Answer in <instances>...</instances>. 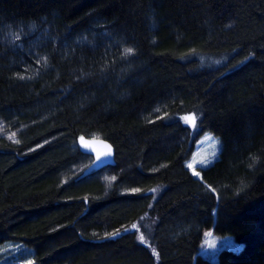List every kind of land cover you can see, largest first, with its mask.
<instances>
[{
  "label": "trees",
  "instance_id": "obj_1",
  "mask_svg": "<svg viewBox=\"0 0 264 264\" xmlns=\"http://www.w3.org/2000/svg\"><path fill=\"white\" fill-rule=\"evenodd\" d=\"M0 120V245L38 264H264V0H0ZM206 130L223 148L197 178ZM211 229L243 248L206 258Z\"/></svg>",
  "mask_w": 264,
  "mask_h": 264
},
{
  "label": "rangeland",
  "instance_id": "obj_2",
  "mask_svg": "<svg viewBox=\"0 0 264 264\" xmlns=\"http://www.w3.org/2000/svg\"><path fill=\"white\" fill-rule=\"evenodd\" d=\"M180 121L188 126L195 134L200 129L199 116L194 113H184L179 116ZM0 136L14 137L15 133L10 131L5 122L0 120ZM223 148L222 139L210 130H206L197 135L194 148L185 162L186 167L197 178H202L201 169L212 165L219 159ZM191 164L193 167L189 168ZM103 178L108 180L110 177L103 174ZM244 244L232 235H218L213 229L209 230L200 246V254L206 258L217 261L219 253L223 249L241 250ZM31 250V251H30ZM32 249L21 242H7L0 245V264H38L32 255Z\"/></svg>",
  "mask_w": 264,
  "mask_h": 264
},
{
  "label": "water",
  "instance_id": "obj_3",
  "mask_svg": "<svg viewBox=\"0 0 264 264\" xmlns=\"http://www.w3.org/2000/svg\"><path fill=\"white\" fill-rule=\"evenodd\" d=\"M79 146L85 153L93 156L95 166L98 168H105L116 164V149L105 138L83 136L79 139ZM109 148L111 155H104V153L109 151Z\"/></svg>",
  "mask_w": 264,
  "mask_h": 264
},
{
  "label": "snow or ice",
  "instance_id": "obj_4",
  "mask_svg": "<svg viewBox=\"0 0 264 264\" xmlns=\"http://www.w3.org/2000/svg\"><path fill=\"white\" fill-rule=\"evenodd\" d=\"M104 155H111V150L109 148V151L104 153ZM99 158V157H98ZM189 168H192L193 166L191 164L188 165ZM199 172H196L195 175L199 176ZM133 228H135V225H133ZM141 240H143V237H141Z\"/></svg>",
  "mask_w": 264,
  "mask_h": 264
}]
</instances>
